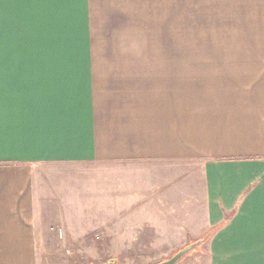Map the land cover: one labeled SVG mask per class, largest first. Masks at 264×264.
I'll use <instances>...</instances> for the list:
<instances>
[{
  "label": "crops",
  "instance_id": "crops-1",
  "mask_svg": "<svg viewBox=\"0 0 264 264\" xmlns=\"http://www.w3.org/2000/svg\"><path fill=\"white\" fill-rule=\"evenodd\" d=\"M226 2L218 11L264 12V0ZM174 6L0 0V264H39L50 222L90 229L98 209L120 222V252L174 254L213 232L178 264H264V96L177 97L175 53L144 52L141 22ZM51 166L98 169L85 208Z\"/></svg>",
  "mask_w": 264,
  "mask_h": 264
},
{
  "label": "rangeland",
  "instance_id": "rangeland-1",
  "mask_svg": "<svg viewBox=\"0 0 264 264\" xmlns=\"http://www.w3.org/2000/svg\"><path fill=\"white\" fill-rule=\"evenodd\" d=\"M226 3V0H175L174 13L141 14L144 52L168 48L175 53L176 96L180 99L245 100L253 90L260 91L254 95L264 96L260 87L247 88L264 84V12L218 11V8L232 7ZM129 22H136L138 26L139 14H132ZM51 167L48 168L51 172L45 175L53 180L63 179L62 183H71L72 188L78 186L77 210L85 208L86 189L82 190V185L86 172L98 169L67 168L70 173ZM94 174L98 184L102 173ZM102 193L103 189L96 185L95 203L102 201ZM99 210L95 213L96 220L89 221L92 230L79 221L50 222L47 226L49 246L37 254L39 264H113L114 261L117 264H159L177 254L156 252L153 250L157 247L150 245L137 247L138 252L133 251L135 246H122L131 250L120 252V222L103 221ZM201 245L182 260L199 252Z\"/></svg>",
  "mask_w": 264,
  "mask_h": 264
},
{
  "label": "snow or ice",
  "instance_id": "snow-or-ice-1",
  "mask_svg": "<svg viewBox=\"0 0 264 264\" xmlns=\"http://www.w3.org/2000/svg\"><path fill=\"white\" fill-rule=\"evenodd\" d=\"M22 7H27L34 4H57V5H72L78 0H15ZM0 30H2V22H0Z\"/></svg>",
  "mask_w": 264,
  "mask_h": 264
},
{
  "label": "water",
  "instance_id": "water-1",
  "mask_svg": "<svg viewBox=\"0 0 264 264\" xmlns=\"http://www.w3.org/2000/svg\"><path fill=\"white\" fill-rule=\"evenodd\" d=\"M203 243V240H199L194 244H191L181 251H179L177 254H175L171 259L161 262L159 264H178L184 256L195 250L197 247H199ZM113 264H117L116 261L113 262Z\"/></svg>",
  "mask_w": 264,
  "mask_h": 264
},
{
  "label": "trees",
  "instance_id": "trees-1",
  "mask_svg": "<svg viewBox=\"0 0 264 264\" xmlns=\"http://www.w3.org/2000/svg\"><path fill=\"white\" fill-rule=\"evenodd\" d=\"M224 224H225V222H224ZM224 224H222V226H223ZM222 226H221V227H222ZM212 234H213V232L210 233L208 236L204 237L202 240L205 242L207 239H209V238L211 237Z\"/></svg>",
  "mask_w": 264,
  "mask_h": 264
}]
</instances>
